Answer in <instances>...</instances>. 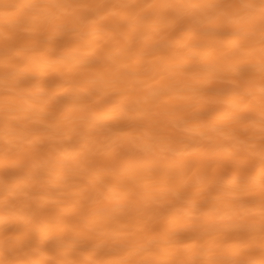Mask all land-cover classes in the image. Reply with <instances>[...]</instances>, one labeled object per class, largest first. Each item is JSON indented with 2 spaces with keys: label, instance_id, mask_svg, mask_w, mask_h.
I'll return each instance as SVG.
<instances>
[{
  "label": "bare ground",
  "instance_id": "1",
  "mask_svg": "<svg viewBox=\"0 0 264 264\" xmlns=\"http://www.w3.org/2000/svg\"><path fill=\"white\" fill-rule=\"evenodd\" d=\"M0 264H264V0H0Z\"/></svg>",
  "mask_w": 264,
  "mask_h": 264
}]
</instances>
